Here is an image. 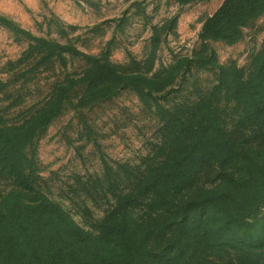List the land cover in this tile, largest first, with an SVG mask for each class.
I'll list each match as a JSON object with an SVG mask.
<instances>
[{
    "label": "rangeland",
    "instance_id": "1",
    "mask_svg": "<svg viewBox=\"0 0 264 264\" xmlns=\"http://www.w3.org/2000/svg\"><path fill=\"white\" fill-rule=\"evenodd\" d=\"M223 2L0 0V146L81 227L99 229L162 162L197 101L213 94L233 115L220 69L251 72L264 11L232 42L203 39ZM10 191L37 197L0 165V205Z\"/></svg>",
    "mask_w": 264,
    "mask_h": 264
},
{
    "label": "trees",
    "instance_id": "2",
    "mask_svg": "<svg viewBox=\"0 0 264 264\" xmlns=\"http://www.w3.org/2000/svg\"><path fill=\"white\" fill-rule=\"evenodd\" d=\"M263 11L264 0H224L200 36L232 42ZM219 76L233 115L213 94L197 101L196 122L182 121L184 137L96 230L42 194L10 146H0L3 169L37 195L3 198L0 264H264V43L251 72L230 67Z\"/></svg>",
    "mask_w": 264,
    "mask_h": 264
}]
</instances>
